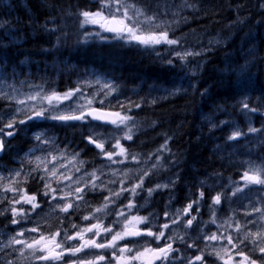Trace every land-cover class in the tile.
I'll list each match as a JSON object with an SVG mask.
<instances>
[{"label": "trees", "instance_id": "1", "mask_svg": "<svg viewBox=\"0 0 264 264\" xmlns=\"http://www.w3.org/2000/svg\"><path fill=\"white\" fill-rule=\"evenodd\" d=\"M259 1L190 0L196 5V10H184L181 16L186 19L178 20L179 27L175 26L170 36L179 37L185 48L193 47L192 44L198 41L209 42L223 34L229 38L201 58L204 64L196 68L198 76H190V80L182 77L187 74L183 62L174 58L172 64L166 62L168 58L165 56L170 53L165 51V46L160 48V56L141 45L134 47L120 42L94 43L85 47L77 12L95 8V0H0V37L14 39L13 48L0 46V74L7 75L9 71L11 75L15 71L29 73L33 81L46 74L45 78L54 81L49 86L57 83L61 89H68L73 79L80 76L83 79L92 72L98 73L99 77L103 75L102 78H112L124 94H120L121 101L141 104L140 108L133 106L130 113L135 116L138 126L133 139L121 143L129 147V151L140 154L143 162L111 165V169L121 167L123 171L127 168L136 170L140 166L151 167L152 174L144 180V187L148 188L164 180L170 163L177 160L181 165H178L177 181L182 182L177 191L178 206L183 208L196 199L200 191L204 192L191 233H195L201 219L209 220L207 205L220 192L229 199L225 200L222 196V203L216 206L217 209H224L225 205V213L229 214H233L229 210L235 209L236 217L243 221L241 202L258 198L257 205H260L264 202L260 199L264 198V191L260 190V186L252 185L243 193L230 196L228 185L231 181H240L247 162H264V140L259 139L260 133H249L237 140L228 138L237 127L246 132L249 122L252 127L264 128V10L259 8ZM179 2L140 0L151 10L158 6L162 9L166 3ZM10 17L16 19L14 26L6 21H11ZM167 19L172 17L169 15ZM70 30L72 37L67 36ZM117 46L124 47L120 50ZM55 77L60 79V83L55 81ZM243 102L258 111L249 112L242 107ZM0 107H3L1 102ZM81 126L80 122L62 124L60 128L50 125L57 130H68L69 137L76 136L79 140L76 139L81 149L88 148L87 154L79 150L82 159L86 158L84 160L89 162L88 156L93 158V152L95 160L102 166L107 165L108 161L97 155L99 150L87 142V133ZM21 128L25 132L19 131L14 137L7 138L10 143L6 142L5 153L0 156V161L6 166L11 164V155L17 149L30 144L23 139L27 127ZM107 129L112 133L110 128ZM109 133L103 132L105 136ZM169 137L167 142L171 152H155ZM144 141L153 145L152 148L141 149L139 144ZM160 156L163 159L158 161ZM154 164L156 167H153ZM108 171L109 168L104 167V172ZM133 178H136L135 174ZM166 178L170 182L173 177ZM131 181L125 187H129ZM119 184V180L114 184L118 190ZM160 199L156 196L152 198L153 208L159 204L163 206L164 200ZM161 211L158 207L155 213ZM192 211L197 213L196 205H193ZM212 226L209 224L204 232L205 229L207 232L209 229L215 231ZM187 252L192 254L193 249H187ZM255 255L258 256V253Z\"/></svg>", "mask_w": 264, "mask_h": 264}, {"label": "snow or ice", "instance_id": "2", "mask_svg": "<svg viewBox=\"0 0 264 264\" xmlns=\"http://www.w3.org/2000/svg\"><path fill=\"white\" fill-rule=\"evenodd\" d=\"M95 5V8L77 12L80 18L79 28L87 29L81 32L84 42L90 37L107 40L109 37L104 33H110L111 39L152 49L157 56L161 55L159 46L166 45L165 51L171 54L166 61L169 64L173 63L174 57L186 65L189 57L195 58L204 52L203 49L193 51L185 48L179 37L170 36L173 30L171 26L179 19H186L181 13L186 9L196 10V5L190 0L166 3L164 8L158 6L155 10L143 6L140 0H95ZM259 6L264 8V0H261ZM169 15L172 17L171 20L166 18ZM88 88L94 90L89 93ZM29 89L23 92L14 85L0 88V101H6L7 108L10 109L0 107V153L5 151L6 142L10 143L7 138L25 130L20 127L22 125H29L31 122V127H38L36 124L38 120L58 121L64 124L79 121L81 124L89 125L90 131L85 139L99 150L97 155L108 161V164L76 176L75 174L80 173L86 163L79 158V153L69 155L66 148L63 150L58 148L54 137L44 132L34 133L33 140L36 144L32 149L33 153L39 150L45 154L36 156L35 159H28L26 156L27 164L33 166L26 173L21 167L13 170L10 175L0 174V205L5 201L8 205L0 208V216L10 214L8 223L20 225L26 223L31 217V212L40 207L36 194H30L25 187L31 178L43 181L41 191L44 196L64 201L63 204L55 206L60 212L67 214L74 210L79 213L81 208L79 202L84 201V207L92 208V211L81 215L80 218L92 223L81 226L71 222L69 218L70 228L76 230L70 234L69 229L63 227V219L58 217L60 224L55 228L49 226L46 231L42 230L39 221H34L32 227H22L6 235L0 234V253H3L0 255V264H27L33 261L49 264H177L178 261L180 264H216L217 261L220 264H264V206L252 203L243 212L244 217H254L251 220L241 221L236 217L235 210H232L233 214L218 218L216 206L222 203L224 193H217L207 205L209 220L201 219L194 234L189 233L187 229L192 228L193 222L197 220L198 206L204 199L203 191L183 208L169 209L166 205L162 222L156 213L140 215V208L144 207L148 200L145 199L144 203L138 206L135 200L139 195L137 189L151 197L154 191L168 188L169 184L145 188L144 180L152 174L149 169L127 168L122 172L120 169H111V165L143 162L140 154L129 151V147L121 143L133 139L134 130L138 126L135 116L130 113L133 106L140 108L141 104L120 101L117 85L110 81L97 80L93 83L85 80L77 82L75 87L64 92H57L54 88L45 90L43 84L29 85ZM114 94L117 95L115 102L109 99ZM105 101L108 103L105 104ZM97 104L104 107H97ZM242 107L249 112L258 111L247 102H243ZM103 124L114 126L120 133L112 132L105 136L99 130ZM249 133H260L259 139L264 140V128L252 127L250 122L246 132L237 127L228 139L237 140ZM168 139L170 137L156 150L157 153L171 152L168 148ZM45 145L48 147H44ZM53 152L56 154L53 155ZM160 159L163 157H158V161ZM69 165L72 167L69 168ZM104 167L109 168L108 173L104 172ZM61 169L64 171L61 172ZM36 173L42 174L37 176ZM132 173L136 178L129 187H125V184L132 180ZM104 175L118 177L119 190L108 188L109 184H115L117 181L113 179L105 181L102 179ZM98 180L101 181L100 184H97ZM53 183L65 185L59 189V197L57 188L52 186ZM171 183L174 182L170 181ZM252 185H258L260 190L264 191V162L260 164L247 162L240 181L229 183L230 196H237ZM85 189L88 192L106 191L108 195L102 198L100 205L93 207L85 199L87 195ZM125 192L129 194L127 197L123 196ZM4 193L12 195L7 196ZM121 199L125 200V203L114 211H109ZM224 199L227 200L229 197L224 196ZM21 204L29 205L30 208L16 207ZM193 205L197 206L195 214L192 211ZM110 215L113 216V220L106 226L104 220ZM209 224L215 226V231L209 229L205 233L203 229ZM176 225L180 227L177 228ZM26 233L37 235L26 237ZM89 233L92 235L89 236ZM142 237L145 239H141ZM73 240L78 243H70ZM124 240H128L129 243L122 244L121 241ZM177 244L183 245L185 251L182 252L180 247L174 246ZM187 249H193V253L189 254ZM85 252L86 255H80ZM257 253L258 256L255 255ZM65 256L75 259L65 260Z\"/></svg>", "mask_w": 264, "mask_h": 264}, {"label": "rangeland", "instance_id": "3", "mask_svg": "<svg viewBox=\"0 0 264 264\" xmlns=\"http://www.w3.org/2000/svg\"><path fill=\"white\" fill-rule=\"evenodd\" d=\"M260 3H261V0L259 1V3H258V5H260ZM261 10H264V8H262V7H259ZM11 18V21H9V20H6V21H8V23L10 24V26H14L13 25V23L14 22H16V19L15 18H12V17H10ZM179 25V22H177V23H174L171 27H172V29H176L175 28V26H178ZM11 28V27H10ZM89 28H91V26H89ZM178 29V28H177ZM87 29H81L80 30V33L82 32V31H86ZM229 30H230V28H229ZM61 35L63 36V34L61 33ZM104 35L105 36H108L109 37V39H107V40H100V39H97L96 37H90L89 39H88V41L87 42H84L83 41V38H82V41H83V44H84V46L85 47H90L91 45H93L94 43H118V42H120V43H124V44H127V45H138V44H135V43H126V42H124V41H122V40H112L111 41V34L110 33H108V34H106V33H104ZM67 36H69V37H72V33H71V30L70 31H68L67 32ZM177 36V35H176ZM61 39H62V37L61 36H59ZM226 37V38H225ZM214 39H210L209 40V42H203V41H198V43L197 42H195V43H193L192 45H193V47H191V48H189V49H191V50H193V51H198V50H201V49H203L204 50V52H203V54L201 55V56H197V57H195V58H193V57H189L188 58V63L186 64V72L188 73V75L189 76H191V74H192V76L191 77H194V76H196L195 74H196V68H200L204 63H203V61H202V57H204L205 55H207V54H209L210 53V51H211V48H216V47H218L219 45H221V44H223L224 42H225V40H226V42L228 41V39L229 38H227V36L226 35H222V36H215V37H213ZM0 39H2L1 37H0ZM60 39V40H61ZM81 41V42H82ZM111 41V42H110ZM3 42V43H2ZM12 40H7V38L5 39V41L3 40V41H1L0 42V46H2V47H4V48H13L12 46H14L13 44H12ZM18 44H20V42H18ZM167 47L166 45H161V46H159L160 48H162V47ZM213 50V49H212ZM154 51V50H153ZM171 56V54L169 55H166L165 56V58H169ZM174 58V57H173ZM201 60V61H200ZM197 63L199 64V66L197 67ZM184 64V63H183ZM52 66H54L53 64H52ZM188 66V67H187ZM190 69L192 70V71H190ZM68 70H70L71 71V69H68ZM9 73H11V72H9ZM195 73V74H194ZM17 75L16 76H11V78L12 79H14L13 81H11V80H0V88H3V87H5V86H7V85H14L15 87H18V88H20L23 92H27V91H29L30 89H29V85H39V84H43L44 85V87H45V90H47V89H49V88H54L57 92H61V90H66V89H61V87L60 86H58L57 85V83H56V85H52V86H49V83H51V82H54L53 80L51 81H47L46 80V78H45V75L46 74H44L43 76H41V77H39V78H37V81L36 82H34V81H31V80H28V81H24L22 78H21V75L17 72L16 73ZM56 74H57V72H56ZM93 74V75H92ZM29 75V73H27V76ZM26 76V75H25ZM197 76H198V73H197ZM182 77L183 78H185V75H182ZM52 78V77H51ZM55 79V81H58L59 82V80L60 79H58L57 77H55L54 78ZM85 80H89V81H92L93 83H95V81H97V80H99V81H101V82H104V81H107V79L106 78H103L102 79V77H99L98 75H96L95 73H91V74H86L85 75V77L82 79V80H80V81H76L75 82V80L73 81V82H75V83H71L70 85H69V88H72V87H75V85L77 84V82H83V81H85ZM28 82V83H27ZM20 83V84H19ZM24 85L26 86V87H24ZM74 85V86H73ZM115 85V84H114ZM197 85H198V83H197ZM54 86V87H53ZM56 87V88H55ZM28 88V89H27ZM68 88V89H69ZM61 89V90H60ZM94 89L93 88H88L87 89V91L89 92V93H91L92 91H93ZM120 93H121V91H119ZM120 93H118V98H119V100L121 101V99H122V96L120 95ZM120 95V96H119ZM122 95H124L123 93H122ZM125 98H126V96H125ZM110 100H112L113 102L114 101H116L117 100V95L116 94H114L112 97H110L109 98ZM1 103H3V107H5L7 110H10V109H8L7 108V102L6 101H0ZM108 103V101H105V104H107ZM97 107H104L103 105H99V104H97L96 105ZM61 107H64V105H61ZM152 114H154L153 112H152ZM37 123H42V122H45L46 124H47V122L45 121V120H38V121H36ZM45 124V125H46ZM45 125H43L42 127H44ZM49 130V131H48ZM51 130V131H50ZM44 131H46V132H44ZM27 133L25 134V137H23V139L25 140V141H27V142H29V143H31L32 142V138H33V132H31V131H26ZM39 132H44V133H46L47 135H49V136H52V137H54L55 138V141H60L61 143H63L64 145H66L67 147H70L71 149H81L80 148V145L78 144V142L76 141V136H73V137H69L68 136V134H67V132H64V133H56V132H54L53 130H52V128H45V129H43V128H40V130H39ZM54 133V134H53ZM115 133L116 134H119L120 133V130H116L115 131ZM61 134V135H60ZM28 135V136H27ZM72 135V134H71ZM30 136V137H29ZM78 136V135H77ZM106 136H108V135H106ZM74 140V141H73ZM34 143L36 144V142L34 141ZM73 143V144H72ZM151 143V142H150ZM35 144H34V146H35ZM154 144V143H153ZM144 145V146H143ZM149 145V146H148ZM33 146V147H34ZM152 146L153 145H151V144H148V142L147 141H144V142H142V144H139V147L141 148V149H151L152 148ZM66 147V148H67ZM33 149V148H32ZM32 149H30V150H32ZM63 149H65V148H63ZM87 149L88 148H84L83 149V152L85 151L86 153H87ZM21 150H23L22 151V153H20V155H24L23 157H25L26 156V154H27V152L29 151V150H25V147H23ZM25 150V151H24ZM82 150V149H81ZM17 152H19V151H17ZM40 153H43V152H40ZM69 153V152H68ZM92 154H93V159L92 158H90V157H88V159H89V162H87V161H85L86 163H87V166H86V168L88 167V171L90 170V169H93V168H98V167H102V163L101 162H99L98 160L97 161H95V154L92 152ZM39 155H44V154H39ZM38 155V156H39ZM79 157H80V154H79ZM32 159H35V157L34 158H32ZM95 161V162H94ZM2 162V161H1ZM65 163L67 162V161H64ZM3 163V162H2ZM0 167H1V164H0ZM33 167V166H32ZM69 168H71L72 167V165H69L68 166ZM27 166H25L23 169H24V172L26 173L28 170H29V167L27 168ZM85 168V169H86ZM142 168H146V169H151V167H149V166H140V168L139 169H142ZM173 168H175V167H173ZM179 168V167H178ZM27 171H26V170ZM85 169H84V171H85ZM17 170V169H16ZM64 171V169L61 171V172H63ZM12 172V171H11ZM11 172L10 173H7V174H3V173H0V174H2V175H10L11 174ZM132 174H134V173H132ZM169 176V175H168ZM175 176H173V178H172V182H174V183H171V189H173L174 187H175V185L177 184V182H176V179H177V177H175ZM29 181H31V178L29 179ZM175 182H176V184H175ZM131 185V184H130ZM180 185L182 186V182H180ZM27 186V184L25 185V187ZM65 187V186H64ZM111 189H116V190H118V188H116L115 186H113ZM85 190H87V189H85ZM171 191V190H170ZM106 194L108 195V192H106ZM4 195H7V196H11L12 194L11 193H4ZM7 204V201H5L4 202V205L2 204V205H0V208H5V207H7L8 205H6ZM16 207L17 208H20V207H24V208H26V205H16ZM163 207V206H162ZM7 216V214H5V215H3V216H1L0 217V225H5V223H6V218H4V217H6ZM0 232H4V230L3 229H0ZM10 258V257H9Z\"/></svg>", "mask_w": 264, "mask_h": 264}, {"label": "flooded vegetation", "instance_id": "4", "mask_svg": "<svg viewBox=\"0 0 264 264\" xmlns=\"http://www.w3.org/2000/svg\"><path fill=\"white\" fill-rule=\"evenodd\" d=\"M75 150L76 149H71L72 152H74ZM79 150H81V149H79ZM84 153L87 154L85 151H84ZM84 159H86V158H84ZM174 162L177 163V160H174L173 163L171 162L170 167L178 168V163L174 164ZM39 175H41V174H39ZM36 181H37V183H36ZM97 184H100L99 180L97 181ZM42 186H43V181H40L38 179L31 180L26 186V188L30 194H32V193L36 194L37 203H39V205H40V207L36 208L35 211L31 212V217L26 222L27 227H32V226H34V223H33L34 221H39L42 225V230L46 231V230H48L49 226L51 228H55L56 226H58L60 224V220L57 218L60 217L63 219V227L66 229H69V233L71 234V233H74L76 230L70 228L69 218H71V222H75L77 225H81V226L92 223V221H83L80 218L81 215L88 214L89 212L92 211V208L84 207V201L79 202L81 205L79 213H76L74 210H70L69 213L65 214L63 212H60L59 209L57 207H55L57 204H63L64 201L59 200V199L52 200L50 196H47V197L44 196L43 192L41 191ZM52 186L54 188H57V196L59 197V195H60L59 189L63 188L65 185L64 184L57 185V184L53 183ZM85 191L87 192L85 199L93 207L100 205L102 202V198L107 196L105 191H96V192H88V190H85ZM174 194H175V196H177V189L174 191ZM117 207H119L118 204L114 205L111 209H109V211H114ZM26 208H30V206L26 205ZM74 208H75V205H74ZM97 215H101V214L97 213ZM6 217H8V218H6ZM6 217H4V218H6L5 225H0V229L4 230L5 235L12 233L16 227V225H11L8 223V221L10 219V214H7ZM112 220H113V216H111V215L107 216V218L104 220L105 225L107 226L108 223ZM141 227H144V225H141ZM34 235H37V234L36 233H26V237H31ZM61 235L63 236V232L61 233ZM88 235L90 236L92 234L89 233ZM101 239H103V237H101ZM141 239H145V238H141ZM70 243L76 244V243H78V241L73 240ZM121 243L126 244V243H129V241L124 240V241H121ZM101 251H103V250H101ZM86 254H87V252L81 253L80 255L83 256ZM68 259H75V257L65 256V260H68ZM27 264H49V262H34L33 261V262H27Z\"/></svg>", "mask_w": 264, "mask_h": 264}, {"label": "bare ground", "instance_id": "5", "mask_svg": "<svg viewBox=\"0 0 264 264\" xmlns=\"http://www.w3.org/2000/svg\"><path fill=\"white\" fill-rule=\"evenodd\" d=\"M188 11V10H187ZM169 17V16H168ZM167 18V17H166ZM181 25V24H180ZM182 26V25H181ZM180 26V27H181ZM179 27V26H178ZM174 32V31H173ZM181 33V32H180ZM106 34H108V33H106ZM185 35V34H184ZM174 36V35H173ZM189 38V37H188ZM194 39V38H193ZM112 40H114V39H111V41ZM110 41V42H111ZM121 42V41H120ZM126 45V44H125ZM116 46V45H115ZM114 47V46H113ZM118 47V46H117ZM120 47H124V46H119L118 48L120 49ZM132 47V46H131ZM130 47V48H131ZM134 47H136V45L134 46ZM138 48V47H137ZM136 48V49H137ZM141 48V47H140ZM121 49H123V48H121ZM120 49V50H121ZM125 49H126V47H125ZM134 49V48H133ZM144 49V48H143ZM119 50V51H120ZM140 50V49H139ZM137 51H138V49H137ZM143 51V50H142ZM151 51H152V49H151ZM154 52V51H153ZM212 54V53H211ZM170 58V57H169ZM40 71V70H39ZM89 73V72H88ZM94 73V72H93ZM96 73V72H95ZM197 73H198V71H196V76H195V78L197 77ZM34 74V73H33ZM193 74V73H192ZM192 74H191V76H192ZM85 75V74H84ZM83 75V76H84ZM93 75V74H92ZM97 75H98V73H97ZM79 77V76H78ZM102 77H103V75H102ZM80 78H81V76H80ZM185 78H189L190 79V76L188 75V73L185 75ZM103 79V78H102ZM192 79V78H191ZM190 79V80H191ZM199 79H201V77L199 78ZM199 79L197 80V83L199 84ZM111 80H112V78H111ZM194 80V79H193ZM196 80V79H195ZM77 80H75V82H76ZM75 82H73V83H75ZM28 83V82H27ZM20 84V83H19ZM119 84V83H118ZM121 84V83H120ZM74 86V85H73ZM76 86V85H75ZM24 87H26L25 85H24ZM54 87V86H53ZM56 88V87H55ZM192 88V87H191ZM28 89V88H27ZM193 89V88H192ZM120 93V92H119ZM121 95H122V92H121ZM141 97V96H140ZM136 100V99H135ZM123 101V100H122ZM134 102V101H133ZM144 102V101H143ZM154 108V107H153ZM143 109V108H142ZM145 110V109H144ZM150 110V109H149ZM148 112H151V111H148ZM147 114V113H146ZM133 115V114H132ZM138 115V114H137ZM47 122V121H46ZM137 122V121H136ZM139 122V121H138ZM141 123V122H140ZM65 127V126H64ZM68 127V126H67ZM24 129V128H23ZM65 129V128H64ZM62 130V129H61ZM49 131V130H48ZM51 131V130H50ZM23 132H25V131H23ZM22 132V133H23ZM44 132H46V131H44ZM27 133V132H26ZM108 133H109V131H108ZM111 133V132H110ZM110 133H109V135H110ZM54 134V133H53ZM85 134H86V132H85ZM25 135V134H24ZM61 135V134H60ZM28 136V135H27ZM25 137V136H24ZM30 137V136H29ZM26 138V137H25ZM74 141V140H73ZM154 142V141H153ZM152 142V143H153ZM73 144V143H72ZM144 146V145H143ZM149 146V145H148ZM158 147V146H157ZM34 148V147H33ZM75 149V148H74ZM78 150V149H77ZM25 151V150H24ZM82 151H83V148H82ZM137 151V150H136ZM141 151V150H140ZM156 152V151H155ZM12 154V153H11ZM151 154V153H150ZM157 155V154H156ZM24 156V155H23ZM154 156V155H153ZM89 157V156H88ZM93 159V158H92ZM100 159V158H99ZM97 160V159H96ZM95 160V161H96ZM94 161V162H95ZM173 163V162H172ZM176 162H174V164H175ZM178 163V162H177ZM176 163V164H177ZM178 165H180V163H178ZM32 166V165H31ZM172 166V165H171ZM181 166V165H180ZM179 167V166H178ZM183 167V166H182ZM28 168V167H27ZM26 168V169H27ZM25 169V170H26ZM184 170V169H183ZM27 171V170H26ZM178 173H179V168H173V167H170V170H169V172L166 174V177L169 175V176H171L172 175V177L173 176H175V177H177L178 176ZM154 175V174H153ZM152 175V176H153ZM149 177V176H148ZM174 177V178H175ZM171 179V178H170ZM148 180V179H147ZM162 180V179H161ZM156 182H157V180H156ZM176 182H177V184H176ZM176 182H175V187L173 188V189H171V191H170V195H169V198L171 197V200L173 201V203L176 205V206H178V202H179V200H178V196H175V194H174V191L177 189V191H179V187H181V185H180V180L179 181H177V179H176ZM36 183H37V181H36ZM151 183V182H150ZM150 183H149V185H150ZM158 183V182H157ZM146 184V183H145ZM147 187V186H146ZM150 187V186H149ZM178 195V194H177ZM164 204H165V200H164ZM164 204H163V206H164ZM4 205V204H3ZM7 205V204H6ZM179 207V206H178ZM181 208V207H180ZM9 217V216H8ZM8 217H6V218H8ZM10 226V225H9ZM22 227H27V224L25 223V224H23L22 225ZM8 228V227H7ZM13 231V230H12ZM11 232V231H10ZM186 239H187V237H186ZM182 251L184 252L185 251V249H182Z\"/></svg>", "mask_w": 264, "mask_h": 264}]
</instances>
